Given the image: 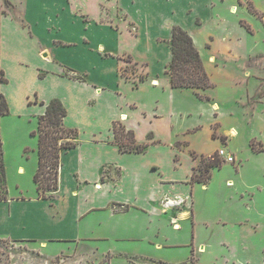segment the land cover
<instances>
[{"label": "crops", "instance_id": "crops-1", "mask_svg": "<svg viewBox=\"0 0 264 264\" xmlns=\"http://www.w3.org/2000/svg\"><path fill=\"white\" fill-rule=\"evenodd\" d=\"M223 1L25 0L22 7L8 0L6 11L0 10V68L6 79L0 92L8 113H31L37 120L58 98L66 109L63 124L78 130L77 144L60 153L57 187L47 197L37 189L24 195L7 187V198L0 200V238L24 248L10 250L8 264H96L103 240L125 243L123 251L107 245L103 252L131 264L207 262L203 254L211 245L205 233L216 216L203 212L202 194L224 165L214 167L207 181H193L199 157L224 146L239 162L237 173L243 169L242 147L253 157L264 153L250 146L254 141L264 147V136L256 134L264 125V102L248 80V74L261 70L253 62L256 52L239 41L250 31L237 21L235 0L228 3V17L216 7ZM68 20L76 32L65 33ZM174 25L191 35L199 51L212 83L199 91L208 99L170 84L165 70ZM139 43L141 50H133ZM60 46L83 56L68 63L58 55ZM123 55L143 77L124 75ZM126 91L148 95L129 97ZM115 120L145 144L142 151L119 149ZM239 176L241 189L257 186ZM218 186L212 192L222 207L244 203L247 195H238V188ZM256 214V209L246 213L250 218L241 214L239 224L248 225L244 231L219 237L220 264L259 262L255 251L264 244Z\"/></svg>", "mask_w": 264, "mask_h": 264}, {"label": "rangeland", "instance_id": "rangeland-1", "mask_svg": "<svg viewBox=\"0 0 264 264\" xmlns=\"http://www.w3.org/2000/svg\"><path fill=\"white\" fill-rule=\"evenodd\" d=\"M94 1V0H92ZM216 1V0H215ZM251 2V4L256 8L257 13L251 12L247 3ZM17 6H24L25 0H17ZM231 0H224L222 3H216V7L218 8V13L220 11V15L223 17H228L227 7L228 3ZM235 6L237 7L236 15L239 16L238 23H241L243 27L245 25L249 26L250 33L246 35L245 38L240 39L241 44L249 46L256 52V58H254L253 62L256 63L258 68L261 71H255L248 74V80L251 81V84L256 87V92H258V96L261 103L264 102V0H235ZM90 10L93 11V3H89ZM215 7V8H216ZM8 5L0 0V10L6 11ZM16 15V12H13ZM207 15V12L204 13ZM208 17V15H207ZM221 18V17H220ZM222 19V18H221ZM208 20V18H207ZM234 21V19L232 18ZM211 22V21H210ZM131 29H134L133 22L130 24ZM246 28V27H245ZM76 26L68 20L67 28L65 33L71 34L76 32ZM249 32V31H248ZM223 42H219V45H222ZM223 46V45H222ZM142 43H139L138 46H135L133 50H141ZM59 57L68 62L73 63L75 59L78 57H82V52L76 54L71 48L67 47H57ZM260 54V55H259ZM123 63L121 71L126 76H130L133 73L138 77H143L144 74L138 71V67L131 61L129 56L123 55ZM250 58H253L251 54ZM69 74H73L72 71L66 69ZM143 91L140 93L137 91L127 92L126 95L129 97H139L141 96ZM143 97H146L148 94L143 93ZM37 128V120L36 116L31 113H21V114H11L7 113L0 118V136L3 143V157L5 163V174H6V183L8 187V192L15 193L18 190H21L24 195L35 194L36 186L33 181V174L35 172V164L37 163V149L36 143L38 141L37 135L33 134ZM262 131V132H261ZM257 135L264 136V125H258L256 130ZM222 140L225 141V138L221 136ZM239 145H242L239 143ZM257 147L258 145L255 144ZM215 153V152H214ZM239 159L241 160V164L243 169L241 172H235V167L238 166V161L234 160L232 162H228L220 157L222 161V165H224L219 171L214 172V176L212 175V179L207 182L208 188L203 191L197 192L196 194H202V208L203 212L205 211L209 216L215 215L216 218L213 222H209L208 231L205 234H208L207 239L210 242L211 250L204 253V258H207V262L205 264H210V260L217 261L216 264H220V259H223L221 256L223 253L219 251L221 248L217 245L219 237L221 235H228L229 237L239 234L241 231H244V226L239 224L238 219L241 214H244L245 217H249L246 213H252L253 209H256V220L255 223L258 225L262 224L260 228L257 230V234H259V239H261V243L264 244V216L260 214L263 211L264 206V153L261 155H257L256 157L251 156V152L245 150L242 147V150L239 151ZM209 155L204 156L206 159ZM200 160V157H199ZM198 166V165H197ZM21 168V169H19ZM213 169V168H212ZM194 173L196 176L200 174L199 169L197 167L194 169ZM239 173L248 178V181L251 179L257 182V186L261 187L260 190L257 186H254L253 189L243 190L241 186H238V179L240 178ZM47 174V173H46ZM259 177L261 178L262 183L259 181ZM211 178V177H210ZM193 181H195L193 179ZM207 181V180H206ZM227 181V182H226ZM210 183V184H209ZM219 185L218 187H224L228 190H234L238 188V195H247L243 196V202L239 208L235 206L227 205L222 207V200L219 201L214 192H212L213 186ZM200 188V187H199ZM256 196L255 203L250 202L251 196ZM240 199H242L240 197ZM231 204V203H230ZM219 215H221L219 218ZM225 220L226 222H224ZM253 222V219L251 218ZM183 227V226H182ZM180 228L182 232L183 228ZM234 238V237H233ZM110 243V244H109ZM107 245L113 247L116 251H123L126 249V244L123 242H111L105 241L99 242V250L97 256L95 257L96 264H131L127 259L121 255L116 256L115 254H107V252H103L107 249ZM139 246V245H137ZM142 248H145L144 244H141ZM264 247V246H263ZM23 250L24 248L12 242L8 239L0 238V264H8L7 258L10 250ZM226 254V251H224ZM254 253V252H252ZM259 262L257 264H264V248L262 251H255Z\"/></svg>", "mask_w": 264, "mask_h": 264}, {"label": "trees", "instance_id": "trees-1", "mask_svg": "<svg viewBox=\"0 0 264 264\" xmlns=\"http://www.w3.org/2000/svg\"><path fill=\"white\" fill-rule=\"evenodd\" d=\"M3 1L8 5V0ZM247 7L251 12L257 13L256 8L250 1L247 3ZM245 27L250 31L249 26L245 25ZM169 43L171 48V59L166 66L165 72L169 75L171 86L192 88L198 97L208 99V96L203 95L199 89L209 87L212 83L204 69L199 51L194 45L191 35L182 27L174 25L171 29ZM70 75L79 77L74 74ZM5 80L3 71L0 68V82ZM7 113V103L3 94L0 92V117ZM65 114L66 109L62 102L58 98H52L46 104L45 112L37 117V128L33 131V134H36L38 138V163L33 174V181L40 197H47V191L57 187L61 151L77 144L78 130L75 127H67L63 124V116ZM112 129L114 140L118 144L120 150L142 151L145 148V144L136 142L133 131L127 129L119 120L113 121ZM255 144L258 146L256 147ZM250 146L254 151H261L264 149L261 142L251 141ZM3 153V143L0 136V200L7 198ZM192 154L197 156L194 152H192ZM222 161L217 151L209 155L207 159L201 155L197 166L200 174L196 176L193 172L191 179L195 181L208 180L212 168L222 166Z\"/></svg>", "mask_w": 264, "mask_h": 264}, {"label": "built area", "instance_id": "built-area-1", "mask_svg": "<svg viewBox=\"0 0 264 264\" xmlns=\"http://www.w3.org/2000/svg\"><path fill=\"white\" fill-rule=\"evenodd\" d=\"M217 154L219 157H222L228 162H232L234 160L233 154L229 152L224 146H221L217 149Z\"/></svg>", "mask_w": 264, "mask_h": 264}, {"label": "bare ground", "instance_id": "bare-ground-1", "mask_svg": "<svg viewBox=\"0 0 264 264\" xmlns=\"http://www.w3.org/2000/svg\"><path fill=\"white\" fill-rule=\"evenodd\" d=\"M232 11H234V8L232 9Z\"/></svg>", "mask_w": 264, "mask_h": 264}]
</instances>
